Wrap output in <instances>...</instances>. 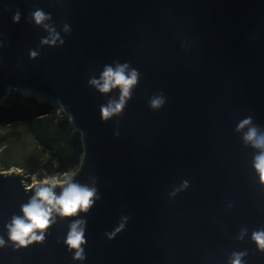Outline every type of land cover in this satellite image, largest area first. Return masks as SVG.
Instances as JSON below:
<instances>
[{
  "label": "water",
  "instance_id": "95a60500",
  "mask_svg": "<svg viewBox=\"0 0 264 264\" xmlns=\"http://www.w3.org/2000/svg\"><path fill=\"white\" fill-rule=\"evenodd\" d=\"M37 9L63 44H41L49 33L32 20ZM116 64L138 82L104 120L120 89L100 93L89 80ZM12 89L80 133L73 182L96 197L75 216L53 213L43 241L17 247L7 225L39 184L0 172V264H230L233 252L264 264L252 240L264 230L260 150L244 142L247 127L236 130L251 117L264 132V0H0V106ZM154 96L164 98L157 109ZM77 220L83 260L65 244Z\"/></svg>",
  "mask_w": 264,
  "mask_h": 264
},
{
  "label": "clouds",
  "instance_id": "9594fccd",
  "mask_svg": "<svg viewBox=\"0 0 264 264\" xmlns=\"http://www.w3.org/2000/svg\"><path fill=\"white\" fill-rule=\"evenodd\" d=\"M32 20L35 24L44 26L49 33L46 38L41 40L42 45L55 46L57 41L63 44L59 33L54 27L44 22L50 20L49 14L40 9L31 13ZM14 22L19 21V13L13 17ZM64 30L67 32L68 26L65 25ZM31 56L36 57V52H31ZM139 73L135 69L129 70L128 64H116L115 67L106 65L99 79H90L89 84L94 86L100 93H109L112 89H120L119 100H110L106 106H101L102 119L107 120L113 115L119 114L125 107L127 101L131 98V89L138 82ZM164 103L162 96H154L150 100V107L157 109ZM248 128L244 134V142L250 143L260 152L254 158V167L260 175L261 181L264 182V132H261L256 126L252 125L251 117L244 119L237 126V131ZM75 172L64 173L63 179L46 178L40 182L35 188V194L29 202L22 206L23 218L14 216L8 228L9 239L16 243L17 247H26L33 242H41L44 240V232L54 222L53 213L61 217H72L80 211H87L94 203L93 198L96 197V189L87 185H81L73 182ZM59 184L62 191L59 196L55 194V187ZM46 185V186H45ZM185 187L187 186L185 182ZM98 198V197H97ZM85 221L77 220L70 226L65 244L69 250L75 249L74 259L83 260L82 245L86 243L84 239ZM123 228V223L116 229L119 232ZM39 232V234H37ZM247 233V229H242L240 239H243ZM252 240L256 242L259 250L264 251V230L254 231ZM5 245L3 238H0V247ZM246 252H233L230 264H242L243 257Z\"/></svg>",
  "mask_w": 264,
  "mask_h": 264
},
{
  "label": "trees",
  "instance_id": "16d2710c",
  "mask_svg": "<svg viewBox=\"0 0 264 264\" xmlns=\"http://www.w3.org/2000/svg\"><path fill=\"white\" fill-rule=\"evenodd\" d=\"M18 125H24L43 151L52 155L57 164L55 177L63 179L64 173L79 169L84 153L81 135L53 106L13 92L0 106V127Z\"/></svg>",
  "mask_w": 264,
  "mask_h": 264
},
{
  "label": "rangeland",
  "instance_id": "374dc122",
  "mask_svg": "<svg viewBox=\"0 0 264 264\" xmlns=\"http://www.w3.org/2000/svg\"><path fill=\"white\" fill-rule=\"evenodd\" d=\"M16 92L10 90L8 97ZM57 164L49 152L35 141L24 125L0 127V172L22 173L28 187L40 184L46 178H55Z\"/></svg>",
  "mask_w": 264,
  "mask_h": 264
},
{
  "label": "bare ground",
  "instance_id": "6f19581e",
  "mask_svg": "<svg viewBox=\"0 0 264 264\" xmlns=\"http://www.w3.org/2000/svg\"><path fill=\"white\" fill-rule=\"evenodd\" d=\"M25 95H33L30 91H27V93H25ZM38 98L42 99L41 96L38 95Z\"/></svg>",
  "mask_w": 264,
  "mask_h": 264
}]
</instances>
